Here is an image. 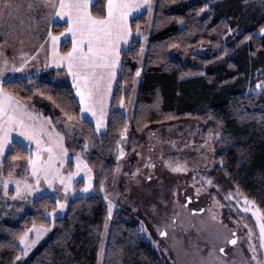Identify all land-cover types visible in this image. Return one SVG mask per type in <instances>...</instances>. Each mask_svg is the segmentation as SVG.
Wrapping results in <instances>:
<instances>
[{
    "label": "trees",
    "instance_id": "1",
    "mask_svg": "<svg viewBox=\"0 0 264 264\" xmlns=\"http://www.w3.org/2000/svg\"><path fill=\"white\" fill-rule=\"evenodd\" d=\"M108 0H95L90 12L107 15ZM207 5V7H205ZM147 13L131 18L133 31L144 28ZM67 23H54L59 33ZM231 30V31H229ZM204 48L203 53L193 52ZM71 41L60 44L67 53ZM190 52L183 61L181 55ZM141 43L135 37L121 49V64L112 93L106 130L81 117V105L68 82L48 79L64 70L9 79L3 88L51 117L75 120L92 170L95 192L71 200L63 217L25 264H97L105 231L107 204L119 162L118 145L127 126L128 109L138 70ZM48 77V78H47ZM264 80V9L254 0H157L141 85L134 109L126 156L136 157L148 130L159 125L195 120L199 139L214 138L215 163L209 172L223 193L237 191L252 200L264 217V97L254 92ZM71 117V119H69ZM31 151L12 142L2 173L23 172ZM19 161L14 170L13 162ZM51 195L32 202L33 211L16 224L0 222V264H14L21 252L19 236L32 224L50 225L47 210L56 207ZM103 264H164L126 211L114 212Z\"/></svg>",
    "mask_w": 264,
    "mask_h": 264
},
{
    "label": "rangeland",
    "instance_id": "2",
    "mask_svg": "<svg viewBox=\"0 0 264 264\" xmlns=\"http://www.w3.org/2000/svg\"><path fill=\"white\" fill-rule=\"evenodd\" d=\"M6 2L7 0H0V67H6L0 79L5 82L9 79L27 78L53 68L60 69L65 65L53 63V41L49 32L58 38L55 41L56 51L59 55H64L59 47L63 41L71 38V34L66 32L68 17L54 16V10L46 6L44 0H11V8L4 7ZM56 2L58 4V0ZM94 2L95 0H90L89 11ZM254 2L264 9V0ZM156 4L157 0H150V10L148 5H144L129 16L130 28V19L143 12L147 13V23L144 28L138 27L136 31L131 29L127 41L122 42V45L127 47L132 37L140 41L141 54L137 70L140 74L136 75L131 103L128 109H125L127 126L118 145L119 162L113 189L111 193L103 189L100 192L107 204V217L97 264L104 263L109 229L117 209L125 210L127 218L138 223L141 234L152 244L164 264H257V261L264 264V247L261 246L260 232L264 217L261 210L252 200L237 191L223 193L209 176L215 163L214 138L201 141L198 122L184 120L152 128L147 131L135 159L130 161L126 156ZM56 22H66V29L54 33L52 27ZM193 52L203 53L204 48H196ZM189 54L190 52H187L180 57L185 62L189 59ZM25 60L27 64L23 71H12L13 66L19 68ZM68 76L58 73L47 78L57 83H65ZM117 77L118 67L110 92L105 91L102 85L97 96L94 108L96 118L92 112L81 111L82 118H88L89 115L93 117L97 134L106 130ZM258 84L264 85V80ZM254 92H260L264 97V87H256ZM15 98L27 106L26 111L32 114L37 125L44 122L45 118H50L51 123L44 122L38 158L37 144L34 140L28 141L18 132L11 134V143L5 149L4 155L0 156V222L16 224L25 214L33 211L34 199L47 194L53 196L56 202L65 205L61 209L56 204L54 209L45 212L50 225L35 224L38 228L46 227L48 231L42 233L38 239L35 232L29 233V241L36 240V243L28 250L27 255H22L23 245L18 242L21 252L17 257L20 258H16L14 264H25L36 247L50 235L54 229V221L64 216L70 201L78 197H89L95 189L93 173L86 158L87 144L81 141V130L77 122L41 114L27 102ZM101 110L104 113L103 120L97 129V119ZM26 121L33 122L27 117ZM14 141L28 147L31 156L27 159V167L23 172L15 170L19 161H14L12 164L14 173L5 177L2 173L3 161ZM48 147H52V153L47 151ZM49 156L52 157L51 161ZM78 157L87 164L90 173L84 170L77 172ZM30 159L37 165L38 186L37 176L32 175L33 166ZM177 164L184 165L185 170L173 171L172 168ZM45 168L59 169L60 175L64 177L69 173H75L67 192L64 191L59 179L53 180L51 186L48 184L44 179ZM49 178L51 179V176ZM16 180H26L34 190L31 192L25 190L24 184L21 183V193L17 195ZM89 183L91 187L85 191ZM109 202L112 205L111 215ZM160 232H165L166 235L161 236ZM232 240L236 243L232 244ZM250 246L255 247L256 251L253 252ZM253 256L256 259H253Z\"/></svg>",
    "mask_w": 264,
    "mask_h": 264
},
{
    "label": "snow or ice",
    "instance_id": "3",
    "mask_svg": "<svg viewBox=\"0 0 264 264\" xmlns=\"http://www.w3.org/2000/svg\"><path fill=\"white\" fill-rule=\"evenodd\" d=\"M46 6L51 7L54 16H67L68 28L66 32L71 34L72 48L64 55H59L55 49V41L58 39L49 36L53 41V63L65 64L67 72L72 77V83L76 88V92L80 97V104L83 105L81 111H89L95 116V105L97 104V96L100 93L101 87L105 91L111 89L112 81L116 76V69L120 60V45L121 42H126L127 37L131 34L128 18L136 10L144 5H148L151 9L150 0H108L107 16L97 18L89 11L90 0H44ZM5 8H11V0H7L4 4ZM31 7V5H29ZM207 7V5H205ZM231 31V30H229ZM63 35V33H61ZM5 61V66H6ZM27 60H25L19 68L13 66L12 71H23ZM6 67H0V77L4 75ZM139 71L136 75L139 76ZM264 85L257 84V88ZM102 102V101H101ZM26 105L22 104L13 95L6 92L3 88V80L0 79V156L4 155L5 149L9 147L13 132H18L20 136L28 141H35L37 144V158L41 146L40 136L44 133V122L51 123L50 118H45L44 122L37 125L31 113L26 111ZM103 111L97 119V129L101 126L103 120ZM26 117L33 120L27 122ZM71 119V117H69ZM57 135H59L57 133ZM47 151L52 153V147H48ZM66 152V149L64 150ZM121 154H123L121 152ZM52 157L49 156V161ZM33 166L32 175L37 176V165L34 160L30 159ZM171 167V164L169 165ZM77 172L84 170L90 173L87 164L77 158ZM173 171H184L185 167L182 164H177L172 168ZM44 179L51 186L53 180L59 179L61 185L64 186V191L67 192L70 187V181L75 173H69L67 177L60 175L59 169L45 168ZM51 176V179L49 178ZM91 179L89 175V180ZM16 193H21V183L24 184L25 190L33 191V186L28 184L26 180H16ZM36 185H39V177L37 176ZM7 186V181H5ZM91 187L87 184L85 191ZM199 191V190H198ZM65 205L57 201V207L63 208ZM111 202H109V215H111ZM48 231L44 226L37 227L35 224L32 228L27 229L19 236L20 244L23 245L22 255H27L28 250L36 243V240L29 241V233L35 232L37 239L39 236ZM261 246L264 247V223L260 225ZM161 236L166 235L165 232H160ZM232 244L236 241L232 240ZM252 251L256 249L253 246ZM221 252L223 249L220 250ZM20 257H17L19 259ZM253 259H256L253 256ZM257 264H261L257 261Z\"/></svg>",
    "mask_w": 264,
    "mask_h": 264
},
{
    "label": "crops",
    "instance_id": "4",
    "mask_svg": "<svg viewBox=\"0 0 264 264\" xmlns=\"http://www.w3.org/2000/svg\"><path fill=\"white\" fill-rule=\"evenodd\" d=\"M108 5V4H107ZM133 18V17H132ZM131 20V19H130ZM133 31V30H132ZM133 38V37H132ZM66 40H70L71 41V48H72V38H68V39H66ZM130 40H132V39H130ZM123 42V41H122ZM121 42V45H120V63H119V66H118V70H119V67H120V64H121V49H123V48H125L122 44ZM129 42H131V41H129ZM129 45V44H128ZM60 48V47H59ZM71 50V49H70ZM69 50V51H70ZM63 54H65V53H63ZM64 70V72L63 73H61V75H69L68 74V72H67V68H66V65H63L62 67H60V69H57V70ZM51 70H55L54 68L53 69H51ZM49 71V70H48ZM67 82L69 83V84H71L72 85V87H73V89H74V92H75V95H76V97H77V99L80 101V97H79V95L77 94V92H76V88H75V86L73 85V83H72V77H71V75H70V77L68 76L67 77ZM81 107L83 108V106L81 105ZM96 116H97V113H96V115H95V117L94 118H96ZM90 117V118H89ZM89 117L88 118H86V119H89L93 124H94V119H93V117H91L90 115H89Z\"/></svg>",
    "mask_w": 264,
    "mask_h": 264
}]
</instances>
